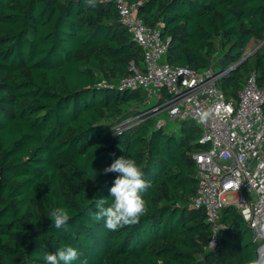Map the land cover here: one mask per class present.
Wrapping results in <instances>:
<instances>
[{
	"label": "trees",
	"instance_id": "obj_1",
	"mask_svg": "<svg viewBox=\"0 0 264 264\" xmlns=\"http://www.w3.org/2000/svg\"><path fill=\"white\" fill-rule=\"evenodd\" d=\"M157 27L163 62L204 73L228 71L220 88L237 99L255 75L264 88V45L236 67L252 41H264V0H127ZM143 52L114 2L0 0V264H45L44 252L71 246L72 264H247L253 232L234 207L222 210L217 246L197 191L198 126L168 132L156 118L119 129L150 105L144 89L120 90ZM232 69L229 71V69ZM195 124V123H194ZM182 131V132H181ZM136 161L151 187L148 213L117 231L92 220L89 200L107 198L117 158ZM95 176L94 179H92ZM65 208L56 229L49 213Z\"/></svg>",
	"mask_w": 264,
	"mask_h": 264
},
{
	"label": "built area",
	"instance_id": "obj_2",
	"mask_svg": "<svg viewBox=\"0 0 264 264\" xmlns=\"http://www.w3.org/2000/svg\"><path fill=\"white\" fill-rule=\"evenodd\" d=\"M114 2L122 24L143 52V69L132 64L119 82L120 90L144 89L150 105L118 126L124 129L152 118L158 126L169 121L195 122L204 150L193 154L197 165V191L190 207L205 210L212 226L210 247L217 246L221 212L236 208L253 232V241L264 244V88L252 75L237 99L220 88L228 71L211 67L204 73L163 62L169 48L157 27L138 15L140 3ZM157 99L152 104V99ZM167 119H162V114Z\"/></svg>",
	"mask_w": 264,
	"mask_h": 264
},
{
	"label": "clouds",
	"instance_id": "obj_3",
	"mask_svg": "<svg viewBox=\"0 0 264 264\" xmlns=\"http://www.w3.org/2000/svg\"><path fill=\"white\" fill-rule=\"evenodd\" d=\"M89 7L96 6V0H87ZM104 173H118L113 185L109 189L113 202L108 206L107 198H93L89 204H94L95 211L90 212L94 221L103 220L105 227L111 231H117L125 226L139 223L142 216L148 213V203L142 193L147 191L151 184L144 179L142 169L132 158L121 156L117 158ZM95 176L92 178L94 179ZM49 218L56 229L64 227L70 219L65 208L57 207L50 211ZM79 258V253L71 246H65L54 252H44L45 264H72ZM87 264V260L81 261ZM159 264V262H158ZM247 264H258L255 259L247 261Z\"/></svg>",
	"mask_w": 264,
	"mask_h": 264
},
{
	"label": "rangeland",
	"instance_id": "obj_4",
	"mask_svg": "<svg viewBox=\"0 0 264 264\" xmlns=\"http://www.w3.org/2000/svg\"><path fill=\"white\" fill-rule=\"evenodd\" d=\"M262 43L263 42H260V41H252L248 46H247V48H246V52H245V55H247V54H249V53H252V52H254L255 50H257L259 47L261 48L263 45H262ZM157 103V99H152V104L154 105V104H156ZM160 118H162V119H167V114H162L161 116H160ZM189 121H191V120H189ZM123 123V122H122ZM121 123V124H122ZM195 123V122H194ZM190 124L189 123V125H187V129L188 130H191L193 127H196V126H198L196 123L195 124ZM168 129H167V131L168 132H171L172 130H174V131H180L181 130V127H182V124H183V122L182 121H177V122H173V121H169L168 122ZM199 127V126H198ZM182 132V131H181ZM201 150H204V149H201ZM264 245V244H263Z\"/></svg>",
	"mask_w": 264,
	"mask_h": 264
},
{
	"label": "water",
	"instance_id": "obj_5",
	"mask_svg": "<svg viewBox=\"0 0 264 264\" xmlns=\"http://www.w3.org/2000/svg\"><path fill=\"white\" fill-rule=\"evenodd\" d=\"M264 44V41H263V43H262V45ZM260 48V47H259ZM259 48L257 49V50H255L254 52H252V53H249V54H247V55H245L237 64H236V67L237 66H239L240 64H242L243 62H245L246 60H248V58H250L251 56H253L258 50H259ZM232 69L230 68L229 69V71H231ZM262 248H264V245H262L261 247H259L258 248V250H257V252H258V256H257V262H258V264H259V259H260V255H259V253H260V249H262Z\"/></svg>",
	"mask_w": 264,
	"mask_h": 264
},
{
	"label": "bare ground",
	"instance_id": "obj_6",
	"mask_svg": "<svg viewBox=\"0 0 264 264\" xmlns=\"http://www.w3.org/2000/svg\"><path fill=\"white\" fill-rule=\"evenodd\" d=\"M260 259H259V264H264V248L260 249Z\"/></svg>",
	"mask_w": 264,
	"mask_h": 264
},
{
	"label": "crops",
	"instance_id": "obj_7",
	"mask_svg": "<svg viewBox=\"0 0 264 264\" xmlns=\"http://www.w3.org/2000/svg\"><path fill=\"white\" fill-rule=\"evenodd\" d=\"M143 67H144V65H143Z\"/></svg>",
	"mask_w": 264,
	"mask_h": 264
}]
</instances>
